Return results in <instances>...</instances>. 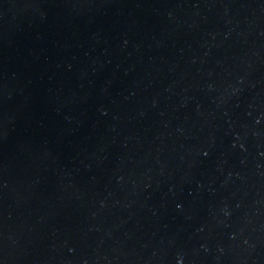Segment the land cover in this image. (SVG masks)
Masks as SVG:
<instances>
[{"label": "water", "instance_id": "water-1", "mask_svg": "<svg viewBox=\"0 0 264 264\" xmlns=\"http://www.w3.org/2000/svg\"><path fill=\"white\" fill-rule=\"evenodd\" d=\"M0 264H264V0H0Z\"/></svg>", "mask_w": 264, "mask_h": 264}]
</instances>
